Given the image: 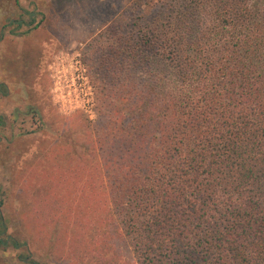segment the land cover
Returning a JSON list of instances; mask_svg holds the SVG:
<instances>
[{
	"label": "trees",
	"instance_id": "trees-1",
	"mask_svg": "<svg viewBox=\"0 0 264 264\" xmlns=\"http://www.w3.org/2000/svg\"><path fill=\"white\" fill-rule=\"evenodd\" d=\"M22 13L0 0V41L37 26ZM92 42L114 127L39 152L9 232L0 201V248L28 264L32 243L66 264H264V0H132Z\"/></svg>",
	"mask_w": 264,
	"mask_h": 264
},
{
	"label": "rangeland",
	"instance_id": "rangeland-1",
	"mask_svg": "<svg viewBox=\"0 0 264 264\" xmlns=\"http://www.w3.org/2000/svg\"><path fill=\"white\" fill-rule=\"evenodd\" d=\"M131 1L19 0L24 21L31 18V27L37 26L25 33L29 25L24 24L12 34L8 24L0 41V82L7 86L6 94L0 92V201L14 219L8 232L22 208L21 175L41 159L40 151L68 139L69 129L79 130L82 138L113 129L117 110L100 108L99 102L109 100L101 98V74L94 72L96 59L89 61L87 51ZM109 103L117 107L116 100ZM30 249L41 264H66L33 243ZM0 264L28 263L6 247L0 248Z\"/></svg>",
	"mask_w": 264,
	"mask_h": 264
}]
</instances>
